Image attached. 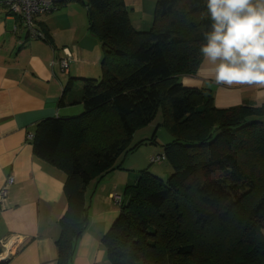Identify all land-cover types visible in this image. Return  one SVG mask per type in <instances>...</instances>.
<instances>
[{
	"label": "trees",
	"instance_id": "trees-1",
	"mask_svg": "<svg viewBox=\"0 0 264 264\" xmlns=\"http://www.w3.org/2000/svg\"><path fill=\"white\" fill-rule=\"evenodd\" d=\"M67 1L82 3L66 0L51 13ZM87 6L89 32L103 51L101 81L66 87L60 105H82L81 115L44 120L33 135L35 155L67 176L57 264H72L89 226V184L122 170L119 158L137 148L134 132L160 110L174 138L163 153L173 174L163 182L144 170L128 181L102 240L109 264H264V104L217 108L209 91L180 81L205 59L216 23L208 0H156L148 31L134 29L125 0ZM15 17L27 40L56 50L40 17L35 35Z\"/></svg>",
	"mask_w": 264,
	"mask_h": 264
},
{
	"label": "crops",
	"instance_id": "crops-1",
	"mask_svg": "<svg viewBox=\"0 0 264 264\" xmlns=\"http://www.w3.org/2000/svg\"><path fill=\"white\" fill-rule=\"evenodd\" d=\"M3 1L0 0V190L9 178L13 184L7 199L0 202V264H57L59 220L67 208V176L35 155L33 139L28 134L33 136L37 124L44 120L81 114L82 105H60L66 83L72 92L79 91L74 81L83 85V80L100 66L103 51L99 40H93L88 33L77 35L68 46L62 42L58 48L54 43L56 50L41 40H27V34L14 31L17 18L6 11ZM131 10L134 12V8ZM131 14L135 30L139 28L135 23L147 25L134 21ZM41 20L52 38H57L50 20ZM67 31H75L72 24ZM66 53L72 58L68 71L63 72L59 61ZM224 62L231 63L205 56L197 74L183 76L180 81L188 88L209 91L217 108L263 105L264 83L217 82V70ZM244 63L239 61L238 66ZM115 172L87 188L89 226L77 240L72 264H109L102 240L121 212L111 195L124 196L128 183L126 178L119 181Z\"/></svg>",
	"mask_w": 264,
	"mask_h": 264
},
{
	"label": "rangeland",
	"instance_id": "rangeland-1",
	"mask_svg": "<svg viewBox=\"0 0 264 264\" xmlns=\"http://www.w3.org/2000/svg\"><path fill=\"white\" fill-rule=\"evenodd\" d=\"M125 2L128 5H131L130 7L134 8V12L131 11L132 14L130 13L133 20H141V22H145L147 24L139 25L135 23V25L139 27L138 29L136 28V31H148L151 28L149 24L153 21L156 0H125ZM4 8L6 9V7ZM2 11L3 10L1 8V12ZM37 17L48 18L50 20L54 29L57 31V38L53 39V41H55L54 43L58 48L59 46H63L61 44L62 42H64L65 46H68V43L73 40V38L78 37L77 35L79 34L88 33L90 38L95 41L97 40L89 32V7L87 6V0H82V3L77 1H67L62 5H59L56 11L37 15ZM52 21L56 22V27ZM70 24H72L75 29V31L71 33L67 31ZM18 33L26 34V30L20 27L18 29ZM63 39L65 40L62 41ZM88 71L90 73V69ZM87 78L101 81V63L98 69L93 74H89ZM74 83L76 84L75 89L79 90V88H82L81 81L76 80ZM66 87H68V83H66ZM76 115L78 116L81 114L77 112L75 117H77ZM173 140V136L165 126L162 110H160L151 123L146 126L138 127L134 132L131 147L137 148L129 155L125 157L121 156L119 158L118 164L121 163L123 168L118 173L114 171V174H118L116 178H120L119 181L126 178V182H128L133 176L147 170L150 174L157 177L161 181L167 182L173 174L172 167L167 162L152 163L151 158L163 155L164 146L171 143ZM95 183L96 181L90 184L91 188Z\"/></svg>",
	"mask_w": 264,
	"mask_h": 264
},
{
	"label": "clouds",
	"instance_id": "clouds-1",
	"mask_svg": "<svg viewBox=\"0 0 264 264\" xmlns=\"http://www.w3.org/2000/svg\"><path fill=\"white\" fill-rule=\"evenodd\" d=\"M208 10L216 23L202 51L231 61L220 64L217 82L264 83V0H208Z\"/></svg>",
	"mask_w": 264,
	"mask_h": 264
},
{
	"label": "built area",
	"instance_id": "built-area-1",
	"mask_svg": "<svg viewBox=\"0 0 264 264\" xmlns=\"http://www.w3.org/2000/svg\"><path fill=\"white\" fill-rule=\"evenodd\" d=\"M66 0H5L4 4L8 8L12 16H19L23 19L25 27L35 35L33 18L34 16L51 12L58 4ZM18 28L15 26L14 31L17 32ZM72 58L70 53H66V58L61 61L63 69L68 68V62ZM29 139H33L31 134H28ZM164 155L151 158L152 163L165 162ZM13 184V179L9 178L4 187L0 190V202L8 197L10 186ZM111 199L115 205L121 207L123 204V196L119 194L111 195Z\"/></svg>",
	"mask_w": 264,
	"mask_h": 264
},
{
	"label": "water",
	"instance_id": "water-1",
	"mask_svg": "<svg viewBox=\"0 0 264 264\" xmlns=\"http://www.w3.org/2000/svg\"><path fill=\"white\" fill-rule=\"evenodd\" d=\"M91 10L89 9V12H90Z\"/></svg>",
	"mask_w": 264,
	"mask_h": 264
}]
</instances>
